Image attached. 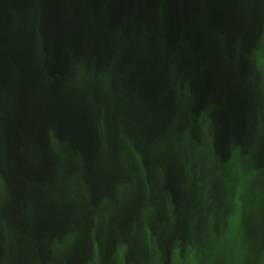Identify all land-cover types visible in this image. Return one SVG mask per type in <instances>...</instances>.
<instances>
[{
	"label": "water",
	"instance_id": "1",
	"mask_svg": "<svg viewBox=\"0 0 264 264\" xmlns=\"http://www.w3.org/2000/svg\"><path fill=\"white\" fill-rule=\"evenodd\" d=\"M0 264H264V0H0Z\"/></svg>",
	"mask_w": 264,
	"mask_h": 264
}]
</instances>
